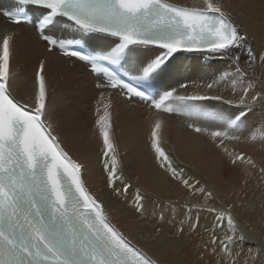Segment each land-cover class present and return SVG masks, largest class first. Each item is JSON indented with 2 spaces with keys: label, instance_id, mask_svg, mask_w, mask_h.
<instances>
[{
  "label": "snow or ice",
  "instance_id": "obj_1",
  "mask_svg": "<svg viewBox=\"0 0 264 264\" xmlns=\"http://www.w3.org/2000/svg\"><path fill=\"white\" fill-rule=\"evenodd\" d=\"M0 17L8 25H31L43 44L31 89L18 96L12 61L19 49L35 46L30 38L18 41L15 29L0 30V264H161L113 223L86 182V164L66 148L65 141L79 137L80 121L51 85L50 66L61 70L58 83L80 68L93 81V135L111 197H126L133 187L117 143V101L140 105L155 168L185 192L186 220L177 233L185 224L197 232L206 213L212 220L201 237V260L255 264L264 255L260 248L242 254L239 246L249 237L233 213L237 205L218 202L207 183L188 175L165 137L170 118L178 117L241 170L244 186L253 175L264 182V164L229 147L264 145V51L253 48L221 0H12ZM188 54L225 67L210 79L183 82ZM256 109L262 123L242 128ZM144 200L136 187L128 207L143 216Z\"/></svg>",
  "mask_w": 264,
  "mask_h": 264
},
{
  "label": "bare ground",
  "instance_id": "obj_2",
  "mask_svg": "<svg viewBox=\"0 0 264 264\" xmlns=\"http://www.w3.org/2000/svg\"><path fill=\"white\" fill-rule=\"evenodd\" d=\"M173 2L183 3L185 0ZM221 3L241 31L247 35L253 48L258 53L264 51V0H221ZM6 28L15 29L18 41L23 42L30 38L35 46L34 49H19L12 61L19 96L25 90L31 89L34 68L38 59L43 58V44L35 42L31 28L12 27L0 19V30ZM188 55L189 58L183 61V82L210 79L225 67L223 62L216 59L197 58V54ZM60 76V68L50 66V83L64 102L75 110L81 128L75 142L65 141L66 148L74 158L86 164V182L93 193L104 199L113 223L133 239L134 243L139 242L150 255L158 258L161 264H209L214 260L208 255H204L203 260L200 259V245L203 243L201 237L207 238L204 229L210 225L211 216L200 214V227L195 233H189L186 224L183 234L176 231L180 222L186 220L182 207L185 192L177 184L170 182L153 164L148 148V126L144 119L146 109L129 107L117 101L120 112L116 124L117 143L125 175L133 187L129 189L126 197H111L105 187L102 166L99 163L101 142L93 135L92 101L96 96L93 81L82 68L67 82L61 79L58 83ZM261 123V111L256 109L249 113L242 128L258 127ZM165 137L168 140L167 147L188 175L207 183L217 193L218 202L237 205L233 213L249 237L239 246L242 254L247 255L249 249L253 252L258 248L264 249V182L253 175L244 186L241 170L228 165L227 158L219 149L205 137L189 132L183 120L178 117L170 118ZM229 147H235L237 152H247L258 163L264 164V145L257 143L249 146L240 143L230 144ZM137 175L139 180L136 179ZM136 187L145 195L143 216H137L128 207V202L134 199ZM161 215L163 220L159 219ZM156 228L162 231L155 240H151ZM255 264H264V255L258 257Z\"/></svg>",
  "mask_w": 264,
  "mask_h": 264
}]
</instances>
